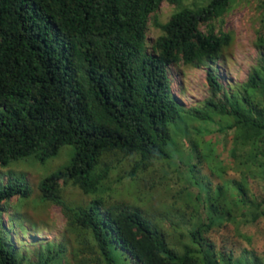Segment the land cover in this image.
<instances>
[{
	"label": "trees",
	"instance_id": "16d2710c",
	"mask_svg": "<svg viewBox=\"0 0 264 264\" xmlns=\"http://www.w3.org/2000/svg\"><path fill=\"white\" fill-rule=\"evenodd\" d=\"M234 1L0 0V166L44 164L72 146L37 186L60 207L64 231L28 254L12 240L17 217L3 215L31 191L3 176L0 264H264L209 241L228 228L249 241L245 230L264 219V0L255 62L244 79L225 80L217 65L233 40L222 28ZM164 2L176 8L160 23ZM149 22L160 34L147 52ZM180 65L205 73L207 97L190 107L172 92ZM156 171L181 187L179 206L160 218L121 192ZM66 187L82 202L67 203Z\"/></svg>",
	"mask_w": 264,
	"mask_h": 264
},
{
	"label": "rangeland",
	"instance_id": "374dc122",
	"mask_svg": "<svg viewBox=\"0 0 264 264\" xmlns=\"http://www.w3.org/2000/svg\"><path fill=\"white\" fill-rule=\"evenodd\" d=\"M192 1L194 0H183V4L189 5ZM258 1L235 0L224 17L222 29L233 36L231 45L226 48L217 65L219 73L225 80L244 79L247 70L255 62L257 52L254 41L259 22ZM175 8V5L167 2L161 3L156 13L157 21L165 23ZM159 34L160 30L149 22L146 37L147 52L152 51V45ZM171 78L172 92L185 107L193 106L207 97L205 73L202 69L178 66L172 70ZM217 143V153L220 152L222 156H225L226 149L229 148L227 135L220 134ZM71 156L72 146H63L55 157L44 164L28 158L7 166H0V183L5 181L3 176L13 172L14 176L24 182L31 191L30 198L22 203L16 201V197L12 198L13 208H9L3 215L4 222H7V218L10 219L11 215L18 219L20 231H15L12 240L21 252L28 254L29 250L39 247L42 243L56 242L57 238L62 235L65 228V217L60 207L43 203L40 200L37 186L57 168L66 165ZM160 172H162L161 168ZM127 186L121 191L125 197L124 200L130 204L141 205L145 211L150 213L152 210V214L154 213L159 218L164 213H171L173 203L176 207L179 206L177 201L181 187L168 179L160 181L159 171L144 174L137 183L127 184ZM252 188L256 192L255 185ZM150 195L154 198L151 199ZM63 196L69 204H78L83 199L78 191L70 187L64 189ZM245 232L250 237L249 241L234 236L231 228L209 234V241L215 245L216 250L232 251L235 257L240 256L244 251H253L256 255L264 257V219L248 227ZM69 264H75V262L71 261ZM121 264L132 263L125 260Z\"/></svg>",
	"mask_w": 264,
	"mask_h": 264
},
{
	"label": "clouds",
	"instance_id": "9594fccd",
	"mask_svg": "<svg viewBox=\"0 0 264 264\" xmlns=\"http://www.w3.org/2000/svg\"><path fill=\"white\" fill-rule=\"evenodd\" d=\"M180 66H181V65H180ZM174 68H175V67H174ZM174 68H173V69H174ZM173 69H172V70H173ZM172 70L169 72L170 77H171V74H172ZM171 83H172V78H171Z\"/></svg>",
	"mask_w": 264,
	"mask_h": 264
}]
</instances>
